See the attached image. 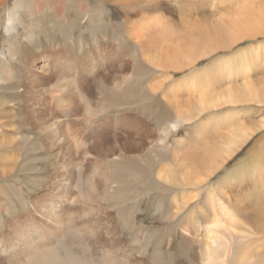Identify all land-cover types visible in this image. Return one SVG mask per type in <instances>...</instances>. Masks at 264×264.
I'll use <instances>...</instances> for the list:
<instances>
[{
	"label": "bare ground",
	"instance_id": "obj_1",
	"mask_svg": "<svg viewBox=\"0 0 264 264\" xmlns=\"http://www.w3.org/2000/svg\"><path fill=\"white\" fill-rule=\"evenodd\" d=\"M161 1L109 0L120 45L88 47L65 0L0 23V264H163L176 235L264 264V0H165L177 27Z\"/></svg>",
	"mask_w": 264,
	"mask_h": 264
},
{
	"label": "rangeland",
	"instance_id": "obj_2",
	"mask_svg": "<svg viewBox=\"0 0 264 264\" xmlns=\"http://www.w3.org/2000/svg\"><path fill=\"white\" fill-rule=\"evenodd\" d=\"M213 1L214 0H212V2H211V0H202L201 3H203L202 5L205 6V10H206V9H208L207 6L218 3V2H216V0H215V3ZM241 1L243 2V4L246 2V0H244V1L241 0ZM79 2L82 3L81 4V5H83L82 7L85 8V11L89 15V16H86V15L83 16V19H81V21L83 20L82 24H79L80 27L78 26L79 21H77V20L79 18L77 16V10H76V7L78 6ZM222 2H226V1H222ZM169 3H170V5H168ZM65 4L68 6V7L66 6L67 21H68V19L69 20L71 19L72 21L75 22V24H77L78 28H76L75 34L77 37H78V35H80L81 36L80 39L83 38V39H81V41H84L88 45V47L94 46L95 41H97V42L111 41L117 45L121 44L120 41L118 40L119 37L121 36V34H119L121 27H119V26H120L121 22L123 21V19L125 18V15L123 12L120 13L119 10L122 11L123 6H119V5H116L114 3L110 4L109 0H68V2H67V0H65ZM203 7L201 9H203ZM178 9L179 8L177 7L176 3H175V5H173L172 1L162 0L160 2V4L153 6V10L149 13L159 12V14L163 18L162 20L164 21V23H169L170 25L172 24V25L176 26V21H178V19L180 18L177 14ZM52 20H53V18L51 19L50 23H48V20L41 22V26L48 27L47 31L49 30L48 31L49 33L52 32V25H51ZM37 32L40 33L39 30H37ZM38 33H37V35H38ZM126 41H128V40L126 39ZM257 41H259V42L264 41V37H261V38L259 37L258 39H254L253 43H257ZM251 42L252 41H250V42L245 41V42L241 43L239 45V47L240 48L247 47L249 44L251 45ZM77 44H78V41H76L75 43L74 42L71 43L69 41L65 43L62 41V45H68L67 47H70L71 50L74 51V53H76V52L78 53V57L83 56V54L79 51L80 50L79 44L78 45ZM46 45H47V42L44 44V46H46ZM0 54H1L0 57L4 58V56L2 55L1 47H0ZM27 55H29V54L27 53ZM79 59H81V58H79ZM132 70L133 69L131 68L129 70V72H132ZM259 77H260V75H259ZM254 78H258V77H254ZM161 80H163V79H161ZM243 118L248 120V114L243 116ZM253 119L254 118L252 117L251 120H253ZM241 122L242 123L247 122L246 124H250V122L245 121V120L241 121ZM189 140L192 141L191 139H189ZM249 145L250 144H247L241 150V152L235 158V160H240L242 157H245L247 155V153L250 150ZM238 158H240V159H238ZM235 160H234V162H231L229 164L230 166L228 165V167H234V165L236 164ZM221 214H223V212ZM174 238L175 239H174V243L172 245V248H169L168 245L163 246L162 253L165 256V260H164L163 264H199V262H201L202 258H201V254H200L198 245L192 249L188 248L187 250H185L184 249L185 246H183V244L181 242V238L179 237V235L178 236L176 235Z\"/></svg>",
	"mask_w": 264,
	"mask_h": 264
},
{
	"label": "clouds",
	"instance_id": "obj_3",
	"mask_svg": "<svg viewBox=\"0 0 264 264\" xmlns=\"http://www.w3.org/2000/svg\"><path fill=\"white\" fill-rule=\"evenodd\" d=\"M32 16V6L27 0H9L6 7L0 9V23L14 26L13 30H28V25Z\"/></svg>",
	"mask_w": 264,
	"mask_h": 264
}]
</instances>
